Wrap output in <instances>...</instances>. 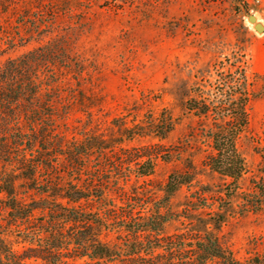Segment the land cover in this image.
<instances>
[{"label":"rangeland","instance_id":"374dc122","mask_svg":"<svg viewBox=\"0 0 264 264\" xmlns=\"http://www.w3.org/2000/svg\"><path fill=\"white\" fill-rule=\"evenodd\" d=\"M249 13L264 25V0H0L2 60L51 39L60 40L72 60L60 74L56 107L58 115L69 110L56 130L66 155L52 157V175H59L66 189L41 193L46 172L34 188L20 181L17 193L24 209H33L30 219L16 221L0 193V233L26 264L73 261L60 258L65 253H42L48 242L29 236L48 220L41 209L48 202L93 211L114 204L136 213L165 197L172 173L187 175L189 182L170 196L168 212L190 206L194 214L198 206L205 212L219 206L225 216L218 229L221 242L240 262H256L254 257L264 252V194L259 190L264 187V31L252 27ZM219 60L244 67L251 93L248 128L237 141L246 169L236 181L205 166L212 148L202 128L211 116L187 108V100L203 89L215 96ZM89 143L92 151L77 160V145ZM143 162L152 167L148 175L135 173ZM76 163L82 166L78 179ZM75 181L90 200L63 197ZM181 229L178 221L166 226L168 233ZM115 236L112 232L108 238ZM45 238L53 239L47 232Z\"/></svg>","mask_w":264,"mask_h":264},{"label":"trees","instance_id":"16d2710c","mask_svg":"<svg viewBox=\"0 0 264 264\" xmlns=\"http://www.w3.org/2000/svg\"><path fill=\"white\" fill-rule=\"evenodd\" d=\"M71 61L58 39L39 44L16 57L0 58V193L4 195L3 206L12 213L14 221L32 216L33 208L25 210L24 199L18 196L20 181L29 182L28 188H34L38 175L46 172L41 193L49 196L55 188L59 191L66 189L62 178L52 175L56 173L52 157L58 159L65 154L56 130L69 110L58 115L56 107L61 100L58 94L60 74L64 68L71 67ZM226 62L225 66L220 60L214 64L221 69H217L213 87L215 96L209 97L203 89L198 97L187 100V108L196 115L211 116L210 123L202 128V133L210 138L212 148L204 159L205 166L236 181L246 169L237 141L248 128L247 104L251 93L246 86L244 67L230 60ZM214 110L217 114L210 115ZM91 147L92 143L77 145V160L80 156H88ZM97 149L103 153L101 145ZM145 163L137 165L136 174L152 172V167H146ZM78 164H75L76 179L82 169ZM93 181L94 178L89 180V185ZM188 182L187 175L170 174L163 188L165 197L154 208L145 206L136 213L132 208L118 210L114 204L95 211L79 210L78 206L64 208L52 200L41 207L48 214V220L40 222L42 229L38 228L29 236L36 243L48 242L41 246L42 253L58 256L65 253L60 258L73 260H65V264H80L74 260L82 258L83 264H244L219 238L218 229L225 218L219 206L211 212L198 210L200 206L195 208L194 214H191L193 208L190 206L183 212H168L171 211L170 196ZM78 185V181L71 184L69 190L63 192V197L71 202L90 200L89 194L75 188ZM86 186L87 191L92 187L88 183ZM259 190L264 194V187L259 186ZM104 197L99 195L100 199ZM164 209L167 213L163 212ZM170 221H178L182 229L166 232ZM45 232L53 238L51 241L45 238ZM112 232L116 236L108 238ZM254 258H257L254 264H264V252ZM0 264H26L1 233Z\"/></svg>","mask_w":264,"mask_h":264},{"label":"water","instance_id":"95a60500","mask_svg":"<svg viewBox=\"0 0 264 264\" xmlns=\"http://www.w3.org/2000/svg\"><path fill=\"white\" fill-rule=\"evenodd\" d=\"M247 19L252 23V27L257 31V32H263L264 31V25L262 24L261 21L257 19V17L249 13L247 14Z\"/></svg>","mask_w":264,"mask_h":264}]
</instances>
